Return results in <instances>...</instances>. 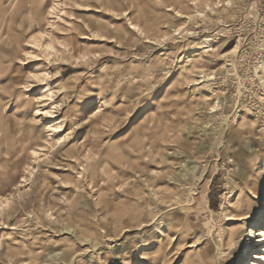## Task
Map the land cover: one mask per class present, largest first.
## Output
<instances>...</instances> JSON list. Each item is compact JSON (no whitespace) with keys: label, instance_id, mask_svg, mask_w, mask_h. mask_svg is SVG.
Listing matches in <instances>:
<instances>
[{"label":"rangeland","instance_id":"1","mask_svg":"<svg viewBox=\"0 0 264 264\" xmlns=\"http://www.w3.org/2000/svg\"><path fill=\"white\" fill-rule=\"evenodd\" d=\"M262 229L264 0H0V264H247Z\"/></svg>","mask_w":264,"mask_h":264},{"label":"bare ground","instance_id":"2","mask_svg":"<svg viewBox=\"0 0 264 264\" xmlns=\"http://www.w3.org/2000/svg\"><path fill=\"white\" fill-rule=\"evenodd\" d=\"M209 46V45H208ZM209 51H212L211 48H208ZM204 77H202L203 79ZM204 81L200 80L195 85H201ZM217 107H213L209 114L216 112ZM222 143V142H221ZM201 150H205V147H202ZM197 149V152H202ZM183 156V155H182ZM184 157V156H183ZM186 162V161H185ZM197 163V161H194ZM193 163V162H192ZM198 164V163H197ZM200 166V164H198ZM203 178L202 172L200 168H188V164H172V216H180L179 211L183 212L184 221L182 224L172 223V232L179 228L178 231L186 230V221L188 217L186 213L188 212V205H186V197L190 196L192 192H194V187H198V182ZM259 182V181H258ZM246 184V183H244ZM248 185L250 183H247ZM256 184V183H255ZM194 189V190H193ZM252 194L254 195V199H256L260 193L259 190L252 189ZM227 211V210H226ZM261 214V211L258 210L257 206H255L249 199L242 200L237 204V207H229L227 222L230 223H240L242 221H248L253 217H258ZM259 231V230H258ZM231 232V231H230ZM236 231L233 230L230 233V237L228 241H232L235 237ZM261 237V238H260ZM251 238L257 239V245H250V249H257V254L255 256V261L247 264H264V229L259 232L251 231Z\"/></svg>","mask_w":264,"mask_h":264},{"label":"snow or ice","instance_id":"3","mask_svg":"<svg viewBox=\"0 0 264 264\" xmlns=\"http://www.w3.org/2000/svg\"><path fill=\"white\" fill-rule=\"evenodd\" d=\"M34 79H37L38 77H33ZM33 155L35 156L36 155V153H33Z\"/></svg>","mask_w":264,"mask_h":264}]
</instances>
